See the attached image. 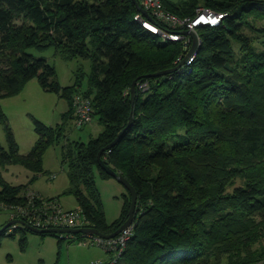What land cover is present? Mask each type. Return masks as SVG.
<instances>
[{"label": "trees", "instance_id": "obj_1", "mask_svg": "<svg viewBox=\"0 0 264 264\" xmlns=\"http://www.w3.org/2000/svg\"><path fill=\"white\" fill-rule=\"evenodd\" d=\"M163 2L181 17L196 6L226 14L217 26L197 28L191 64L152 76L175 67L185 50L142 27L133 18L139 10L133 0H0V96L36 76L43 88L68 99L65 124L76 123L73 95L90 99L102 130L86 143L62 146L64 192L75 197L87 224L104 233L126 219L130 205L127 190L119 216L107 223L94 183L95 170L111 176L97 154L122 131L100 156L137 193L133 233L118 264H264V47L244 33L247 15H264V0ZM48 46L65 59L90 58L84 91L81 70L73 85L61 88L54 66L29 50ZM0 121L8 142L7 149L0 145V167L20 164L32 178L42 173V155L64 126L38 124L35 144L22 154L1 105ZM28 189L0 173V201L7 206L24 204ZM7 227L0 241L18 232L23 248L30 231L18 225L7 233ZM55 234L63 239L39 235ZM254 242L261 243L255 251Z\"/></svg>", "mask_w": 264, "mask_h": 264}, {"label": "rangeland", "instance_id": "obj_2", "mask_svg": "<svg viewBox=\"0 0 264 264\" xmlns=\"http://www.w3.org/2000/svg\"><path fill=\"white\" fill-rule=\"evenodd\" d=\"M244 24V33L251 37L252 44L264 47V33L256 30L259 28L264 29V15L253 12L246 16ZM252 28H255V30ZM29 50L35 56H44L48 63L54 66L55 79L61 88L73 85L77 80V71L81 70L83 76L80 80L81 85L79 89L84 91L91 69L90 58L75 56L65 59L58 53H55L53 46ZM82 93L80 92L81 95H83ZM0 105L6 115L7 123L14 133L18 150L22 154L27 153L35 144L38 138L36 131L38 124L52 128L64 126L62 135L55 138L42 155V173L32 178V172L29 169L20 164L12 163L5 167H0L2 177L11 184L22 183L27 185L41 196L54 197L65 208L73 207L77 203L75 197L64 192L68 185V176L67 165L61 162L62 146L68 140L88 142L90 138L99 134L102 130V125L95 117L88 124L82 125V127H77L72 120H69L65 124L64 115L70 109L68 99L61 94L60 90L53 91L43 88L36 76L28 78L17 92L1 95ZM0 145L5 149L8 148L4 124L1 121ZM53 174L55 175L54 177L51 176ZM94 183L104 210L105 219L107 223H111L119 216L128 191L115 177H104L98 170L94 171ZM9 218L10 211L0 208V227ZM15 234H18V232ZM31 235L39 234L31 233ZM42 237L47 239L45 247L48 244V247L52 248L54 244L58 245V243L63 244L65 242V239L59 240L57 234L44 235ZM260 244L254 242L251 244L250 249L255 251L260 248ZM262 244H264V241H262ZM32 245L37 247L38 244L34 243ZM85 247L89 249L90 253L98 254L100 252L102 255L105 253L100 246L86 245ZM9 248L17 249L16 239L12 238V236L4 235L0 241V264H13L16 260L18 256L17 252L13 255L14 260H12L11 255H9ZM241 255L244 256L245 252H241ZM122 258L119 261L123 260Z\"/></svg>", "mask_w": 264, "mask_h": 264}, {"label": "built area", "instance_id": "obj_3", "mask_svg": "<svg viewBox=\"0 0 264 264\" xmlns=\"http://www.w3.org/2000/svg\"><path fill=\"white\" fill-rule=\"evenodd\" d=\"M141 8L147 12L145 16L138 10L133 18L145 29L156 34L161 41H178L182 44L185 52H182L176 61L181 62L192 45L193 38L189 31L196 30L199 26H217L220 24L225 12H217L207 6H196L194 13L187 16H178L165 7L163 0H140ZM197 35V34H196ZM200 44L197 35L196 45L190 55L182 64L192 63L196 49ZM140 86L145 89L146 84ZM75 122L78 125L89 123L92 118V106L90 99L81 94L72 97ZM54 177L55 175H51ZM24 204H12L10 207L0 201V207L10 211V217L19 218L24 223L33 227L46 229L51 227H83L89 226L82 210L77 206L72 209H64L57 200L43 198L32 189L26 192ZM20 223H13L7 227V233L14 231ZM22 226V225H21ZM134 223H130L116 235L105 238L93 233H82L81 237L72 233H58L60 237H68L81 244L90 243L100 246L105 251V258H95L89 264H118L123 255L126 243L133 233Z\"/></svg>", "mask_w": 264, "mask_h": 264}, {"label": "crops", "instance_id": "obj_4", "mask_svg": "<svg viewBox=\"0 0 264 264\" xmlns=\"http://www.w3.org/2000/svg\"><path fill=\"white\" fill-rule=\"evenodd\" d=\"M75 125L80 127V125L77 123H75ZM77 206L78 204L76 203L73 207H62L65 209H72ZM31 233L25 234V245L23 248H21L18 241L20 238V233H14L12 235V238L16 239L17 249L9 248V255H11L12 260H14L13 255L15 252H17L18 255L13 264H54L55 262L56 264H89L90 260L92 259L106 257L105 253L103 255L100 252L98 254L90 253L89 249L85 247L86 245H94L90 243L81 244L78 241L68 237H63V239H65L63 244H54L52 248L48 247L47 244L45 247V242H47V239L43 238L41 235H31ZM34 243L38 244L37 247L32 245Z\"/></svg>", "mask_w": 264, "mask_h": 264}, {"label": "water", "instance_id": "obj_5", "mask_svg": "<svg viewBox=\"0 0 264 264\" xmlns=\"http://www.w3.org/2000/svg\"><path fill=\"white\" fill-rule=\"evenodd\" d=\"M133 2L137 5V7L139 8V10L146 16L147 12L141 8V6L137 3L136 0H133ZM189 33L191 34L192 38H193V42L191 47L189 48L188 52L186 53L185 57L181 60V62H179L175 67L170 68V69H166V70H161V71H157V72H153L150 73L149 75L152 76H159V75H163L165 73H168L172 70H174L175 68H177L180 64H182V62L185 60V58H187L190 53L193 51L195 45H196V39H197V35L194 31H189ZM135 84L136 81L133 80L131 83V87H130V101L133 100L134 96H135ZM122 131H120L117 136L115 137V139L112 141V143H110L109 145L104 146L97 154V160L98 163L104 168V170L111 176L115 177L119 182H121L126 189L129 191L130 193V205L128 208V212H127V217L126 219L112 232L110 233H104L100 230H98L95 227L92 226H83V227H51V228H46V229H41V228H36L33 227L27 223H24L21 219L19 218H12L10 220H8L4 225H2L0 227V231L4 230L7 226L13 224V223H20L22 226L26 227L29 231L34 232V233H72V234H76V233H93V234H97L100 235L102 237L105 238H109L112 237L114 235H116L118 232H120L123 228H125L126 226H128L130 223H132L133 219H134V214H135V204H136V198H137V193L134 189V187L131 185V183L128 181V179L123 176L120 172L115 171L113 168H111L110 166H108L107 164H105L103 162V160L101 159V152L105 149H107L109 146L113 145L118 137L120 136Z\"/></svg>", "mask_w": 264, "mask_h": 264}]
</instances>
